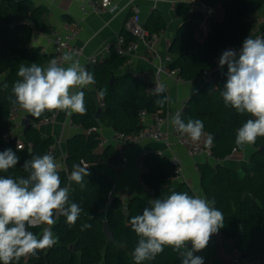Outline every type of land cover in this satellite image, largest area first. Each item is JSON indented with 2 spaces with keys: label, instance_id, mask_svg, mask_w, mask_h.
Returning a JSON list of instances; mask_svg holds the SVG:
<instances>
[{
  "label": "trees",
  "instance_id": "obj_1",
  "mask_svg": "<svg viewBox=\"0 0 264 264\" xmlns=\"http://www.w3.org/2000/svg\"><path fill=\"white\" fill-rule=\"evenodd\" d=\"M207 6L220 4L224 17L221 21L211 22L206 39L200 42L194 38L195 21L201 18L200 12L191 15L192 21L181 25L169 47L168 54L172 58L170 68H178V75L184 81H197L204 72L216 66L224 50H239L246 37L251 35L253 25L249 17L261 10L264 0H200ZM180 10V11H179ZM178 11L186 13L187 9L178 7ZM46 8L34 5L30 0H0V151L12 149L19 156V163L8 172H0V176L13 178L26 176L23 164L35 155H43L52 138L41 136L37 128L24 127L20 137L25 146L16 149L14 141L5 142L3 134L12 132L14 124L9 121L11 89L19 79L17 72L21 64L32 63L42 65L50 59L41 53L39 47L31 46L34 33H49L51 27L43 19ZM165 28L162 17L152 12L145 29L156 32ZM126 39L133 40L128 33ZM126 59L114 51L109 57L97 64L87 65V70L94 74L95 90H106L103 107L96 118L98 106L93 95L85 97L86 114H75L72 119L83 128H99L100 125L110 127L119 133H135L140 129L138 114L145 110L148 114L163 112L167 103L160 107L155 101L160 98L159 90L149 95L150 83L138 76L124 74L114 76V70L122 66ZM114 80L111 81V78ZM227 79V66L220 69L214 83L199 84L181 110V119H200L204 122L205 134L213 136L211 156L218 163H198L201 190L209 200L215 201V207L224 214V227L219 234L224 240L233 242L243 259L264 264V137H258L252 144L254 151L249 157L252 168L243 174L220 163L235 149L242 151L244 146L235 143L237 129L247 119L248 114L241 115L230 106H226L220 95ZM7 85V87H4ZM162 95L166 96L163 91ZM14 99V97H12ZM53 112H46L38 119L50 117ZM38 120L37 118H34ZM28 143L32 146L29 147ZM99 143L98 134L79 133L68 139L66 143V164L72 171L74 164L84 160L89 166L97 161L116 163L118 155L111 145L101 153L96 152ZM145 171L141 174L142 182L151 191V199L163 198L173 191L188 192L195 195L192 189L180 182L176 186L169 184L175 177V166L163 155L150 154L143 158ZM80 165V164H79ZM85 177L83 187L75 182L71 185L70 201L77 203L82 212L75 225H69L63 216L56 217L52 226L53 233L58 236V243L51 248L38 250L35 256L22 257L18 264H135L132 253L138 237L129 223L133 216L142 214L149 200L134 197L124 208L123 202L112 194L113 183L104 174L93 168ZM62 185L68 181L63 172H59ZM108 223L113 241H108L103 231V223ZM91 227L82 230V226ZM30 228L38 238L43 227ZM241 233V238L237 237ZM15 264V262H14ZM145 264H181L177 253L165 247L163 253L155 260Z\"/></svg>",
  "mask_w": 264,
  "mask_h": 264
},
{
  "label": "clouds",
  "instance_id": "obj_2",
  "mask_svg": "<svg viewBox=\"0 0 264 264\" xmlns=\"http://www.w3.org/2000/svg\"><path fill=\"white\" fill-rule=\"evenodd\" d=\"M224 66L227 79L220 92L224 104L252 117L237 129L235 143L241 147L254 144L258 137H264V34L254 38L249 35L238 51L224 50L219 67ZM17 76L11 102L32 117L38 119L46 112H64L69 118L74 113L86 114L83 89L94 85L95 78L71 52L62 60L51 59L46 66L21 64ZM163 91L161 86L160 98L155 101L160 107L170 99L162 95ZM105 94L106 90L101 89L99 95ZM171 123L193 143L206 135L200 119L185 122L177 113ZM213 139L207 134V144L211 145ZM19 159L10 148L0 151V172L15 168ZM22 167L26 176H0V264H18L22 257L53 247L59 239L52 231L56 217H65L71 226L83 211L70 201L71 185L61 186L62 165L53 155L32 156ZM88 175L86 167L74 164L68 179L83 187ZM224 218L215 201L206 196L173 191L166 197L149 200L142 214L129 221L138 237L132 253L135 264L155 260L165 247L178 254L181 264H204V259L195 253L204 250L210 237L224 227ZM42 225L47 226L39 238L29 230ZM89 227L85 224L82 230Z\"/></svg>",
  "mask_w": 264,
  "mask_h": 264
},
{
  "label": "crops",
  "instance_id": "obj_3",
  "mask_svg": "<svg viewBox=\"0 0 264 264\" xmlns=\"http://www.w3.org/2000/svg\"><path fill=\"white\" fill-rule=\"evenodd\" d=\"M30 1L36 6L42 5L46 8L43 19L45 23L51 27L49 33H34L30 42L31 46L39 47L41 53L50 57V59L41 66H46L53 58L56 59L50 34L54 32L65 33L67 32L66 27L70 24H74L78 29L73 44L82 48V56L79 58L73 56V58L79 60L83 66H87V58L89 56L100 53L106 45L111 46L115 42L117 35L127 33L124 24L129 17L131 7L125 6L126 0H116L119 10L115 13L105 11L100 13L89 12L88 14H83L81 11V6L87 0ZM131 5L137 9V18L144 28L152 12L158 13L165 23V28H163L165 29V35L158 44L157 58L149 57L147 60L144 59L145 56H147V52L144 46L139 45L125 63L114 70V76L132 74L150 84L154 83L156 80V66L159 63H163L166 56H170L167 49L168 44L171 43L181 25L192 21V13L198 11L201 14V18L195 21L196 29L194 32V38L200 42L206 39L211 22L221 21L224 17V11L220 4L207 6L201 3L200 0H132ZM178 7L186 8L187 12H179L180 10L178 11ZM249 21L253 25V31L250 36L264 31V12L262 10L251 15ZM109 55L110 54L105 53L99 56V62L109 57ZM161 82L165 89L166 96L170 98L169 102H167V106L170 110L183 108L197 85L203 84L201 77L197 81L183 80L179 83L163 77ZM83 91L85 92V97L88 94H92L98 108H101L99 106L100 95L93 85L83 89ZM52 115L55 116L52 123L40 125L37 129L42 137L52 138V144H55L52 155L62 165V154L67 153L66 143L68 139L79 133L89 135L92 132L88 134L86 132L88 129L83 128L81 124H77L73 121L72 117L75 113L70 118L67 117L64 112H53ZM23 116H28L33 119V117L25 111L19 113L17 122L12 129V133L19 137H22L24 133V127L20 124ZM150 119L151 118H149V120ZM69 122L79 125V127H72ZM95 132L98 134L99 141H108V145H111L115 152H118L120 149L124 150L127 154L128 162L120 171H117L113 166L120 161L119 156L118 162L116 163L97 161V163L88 167L93 168L100 174L106 175L111 180L113 183L111 194L112 196L118 197L123 202L124 206L134 197L151 200V191L144 183L141 184L139 182L145 168L143 170L138 169V157L143 153H146V155L158 154L159 151L164 149V146L161 143L144 141L126 148L124 145L113 141L112 138L115 131L110 127L101 124ZM206 138L207 134L201 138V141H204ZM102 150L96 148V152L101 153ZM173 150V153L178 156L182 162L185 180L174 178L169 181V184L176 186L180 182H186L195 195L204 196L200 186L197 164L209 163L211 165H216L218 162L213 158L208 159L202 156H189L184 147L175 146ZM253 151L254 148L252 144L245 145L244 149L238 151L230 160H222L220 163L243 174L245 170L252 168L249 157ZM164 156L170 158L168 152H165ZM213 237V242H209L204 250L195 254L209 257L212 264H230L235 248L233 242L224 240L219 233L214 234ZM189 247H191L190 244Z\"/></svg>",
  "mask_w": 264,
  "mask_h": 264
},
{
  "label": "built area",
  "instance_id": "obj_4",
  "mask_svg": "<svg viewBox=\"0 0 264 264\" xmlns=\"http://www.w3.org/2000/svg\"><path fill=\"white\" fill-rule=\"evenodd\" d=\"M132 0H126V7H131V12L129 14L128 19L126 20L124 27L125 31L133 37V40H127L124 35H117L115 42L110 46L106 45L100 53L89 56L87 58V65L97 64L99 62V56L107 53L110 54L111 51H114L116 54L124 57L126 60L132 55V53L138 48L139 45L144 46L147 56L144 59H148L149 57H156L157 58V47L158 44L165 35V29H160L156 32H149L144 28L141 22L137 18V9L131 5ZM174 3V2H172ZM119 10V6L117 5L116 0H87L82 6L81 11L83 14L90 13H100L108 11L110 13H115ZM264 12V4L261 8ZM67 32L60 33L54 32L51 35V40L54 45V53L57 60H62V57L66 54L71 52L73 56L81 57L82 56V48H79L73 44V40L75 39L78 29L74 24H70L67 27ZM264 34L263 32H259L252 37H256L258 35ZM170 44H168L169 46ZM167 46V49H168ZM235 50V49H234ZM238 51V50H237ZM169 63H171V57L166 56L163 63H159L156 66L155 75L156 80L154 83H151V86L147 88V93L152 95L160 90L161 86H163L161 80L163 77L169 78L174 80L176 83L182 82L183 80L179 77L178 68H170ZM87 68V66H85ZM225 67V66H224ZM219 67V60L216 61V66L211 71H206L201 76L203 84L210 83L211 81V73L215 70H220ZM165 92V89H164ZM99 106L103 107V98L100 96L99 98ZM181 109L170 110L167 106L163 112H159L156 114H148L145 110L139 112V124L140 129L135 133H119L115 132L113 135V141L124 145L126 148L134 146L144 141L156 142L161 143L164 146L162 151L158 152V155H165V152L170 154V161L173 163L175 168V179L185 180L183 166L181 160L176 156L173 152V148L175 146L184 147L187 150L189 156H202L208 159H212L211 156V145L207 144V138L204 141H199L197 143H193L187 136H182L180 133L176 131V128L172 125L171 119L177 113H179L181 117ZM20 112H23L22 109L19 107H11L9 110V121L12 122L15 126L18 115ZM54 115L50 117L33 120L28 116H23L20 124L23 127H32L37 128L43 124L52 123L54 120ZM149 118H151L149 120ZM72 127L78 128L79 125H76L72 122H69ZM97 128H90L86 132L89 134L91 132H95ZM5 142L14 141L16 144V149L21 150L24 148L25 144L21 140V138L14 133H5L2 136ZM108 145V141L101 140L98 143V149L102 150L105 146ZM28 146L31 147L32 144L28 143ZM55 144H51L48 146L44 154H53ZM238 151L233 150L230 155L226 156L223 160H230ZM118 156L120 161L113 165L117 171L122 170L127 162L128 157L124 150H119ZM43 154V155H44ZM146 156V153L141 154L138 157V169L143 170L144 166L142 164L143 158ZM67 153L62 154V167L60 172H63L67 178L69 186V175L70 170L66 164ZM99 161V160H98ZM82 167L88 168V164L84 160H80L79 163ZM139 182L143 184L142 180L139 179ZM186 183V182H185ZM111 193H109V196ZM41 227V226H38ZM214 237L213 235L210 237L209 242H213ZM48 249V248H47ZM233 257L230 261V264H257V262L250 261L247 259H243L241 257L240 252L237 248L233 250ZM201 256L204 259V264H212L211 259L209 257H205L204 255L195 254Z\"/></svg>",
  "mask_w": 264,
  "mask_h": 264
},
{
  "label": "water",
  "instance_id": "obj_5",
  "mask_svg": "<svg viewBox=\"0 0 264 264\" xmlns=\"http://www.w3.org/2000/svg\"><path fill=\"white\" fill-rule=\"evenodd\" d=\"M218 71L219 70H215L211 73V81H210L211 85L214 83V79H215V76L218 73ZM113 80H114V77L111 78V81H113ZM100 111H101V109L98 108L97 113L95 115L97 119L99 118ZM124 208L126 209V206ZM103 231H104V234H105L106 238L108 239V241H113V236L109 230V226H108V223L106 221L103 223ZM240 238H241V233L239 234V236L237 237L236 240L239 241Z\"/></svg>",
  "mask_w": 264,
  "mask_h": 264
}]
</instances>
